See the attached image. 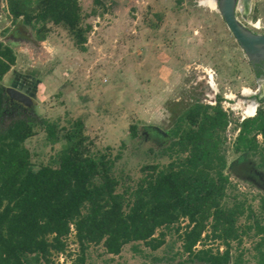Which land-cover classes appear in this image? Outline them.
<instances>
[{"label":"rangeland","instance_id":"1","mask_svg":"<svg viewBox=\"0 0 264 264\" xmlns=\"http://www.w3.org/2000/svg\"><path fill=\"white\" fill-rule=\"evenodd\" d=\"M99 2L77 0L81 26L90 25L84 49L79 50L62 26L50 23L42 40L35 39L29 26L18 30L21 40L18 35L17 39L12 37L9 30L14 24L5 0H0V41L15 54V62L0 84L23 89L35 100L23 106L31 108L37 117L55 121L59 137L70 128V122L79 120L90 151L109 153L111 157L119 154L112 167L119 193L134 187L143 175V166L155 164L161 168L176 157L174 153L168 156L166 148L179 113L193 104L207 106L208 113L216 107L222 109L226 94L229 105L239 109L231 111L226 107L232 114V130H218V148L225 159L223 174L227 177L221 204L229 207L241 203L244 209L235 221L240 234L228 241V264L234 260L237 264H254V246L264 236V141L256 133L255 148L241 152L243 143L236 140V129L241 128L240 109L249 98L244 90L252 92L257 88L246 56L216 7L205 0ZM241 12L238 5L236 17L247 28L264 33V0H250L247 13ZM211 89L217 91L213 93ZM129 126H134L135 136ZM250 129L247 139L254 132ZM34 130L35 134L24 141L31 167L55 166L56 154L65 140L50 143L40 127ZM250 168L260 172L261 178L250 176ZM248 210L251 215L246 217ZM254 221L263 231L256 234L251 228L243 233V227ZM209 222L208 219L193 248L221 252L226 246L211 237ZM186 224L185 218H179L156 229L154 236L162 232L163 243L153 250L137 241L124 244L117 254H109L100 243H89L84 249V264H204L191 259L182 249L181 235L189 228ZM64 240V250L51 254L54 263L68 264L77 252L73 232ZM132 245L139 251H133Z\"/></svg>","mask_w":264,"mask_h":264},{"label":"trees","instance_id":"2","mask_svg":"<svg viewBox=\"0 0 264 264\" xmlns=\"http://www.w3.org/2000/svg\"><path fill=\"white\" fill-rule=\"evenodd\" d=\"M92 1L100 4L99 0ZM5 8L13 24L20 21L17 30L31 27L36 40L44 39L50 23L62 26L74 46L84 49L90 25L81 26L77 0H5ZM14 62L12 48L0 41V80ZM14 108L17 111L13 112ZM29 109L12 102L0 84V264H58L51 260V254L64 250L70 231L77 252L68 264H84V249L89 243H100L109 254H117L124 244L137 241L153 250L163 243L162 232L154 236L156 229L179 218L187 220L189 228L181 235L182 249L191 259L228 264V241L238 238L235 221L244 209L241 203L229 207L221 204L227 177L223 174L225 159L218 148V130H225L227 116L220 108L208 113L207 106L193 104L179 113L166 148L168 156L174 153L176 157L161 168L143 166V175L134 187L120 193L115 190L118 179L112 172L119 154L111 157L90 151L79 120L70 122V128L59 137L55 121L37 117ZM183 123L187 127H182ZM238 123L241 128L236 140L243 143L241 152L250 151L256 146V133L264 141V103L255 115ZM35 127L44 131L50 143L65 140L56 154L55 166L31 167L24 141L35 134ZM250 128L254 132L247 139ZM129 129L135 136L134 126ZM261 153L263 161L264 147ZM250 215L248 210L246 217ZM208 219L211 237L226 246L221 252L193 248ZM251 228L256 234L263 231L254 221L242 232ZM131 248L139 251L135 245ZM254 250V264H264V236Z\"/></svg>","mask_w":264,"mask_h":264},{"label":"water","instance_id":"3","mask_svg":"<svg viewBox=\"0 0 264 264\" xmlns=\"http://www.w3.org/2000/svg\"><path fill=\"white\" fill-rule=\"evenodd\" d=\"M240 3H243L241 4L243 10L244 5L250 3V0H214L216 10L222 21L243 51L248 62H257L259 59H264V33L250 30L236 17L237 6ZM241 13L243 14L244 12ZM19 23L20 21L16 22L9 30V35H12L14 38H16ZM5 92L9 97L24 105L33 103L32 98L19 89L6 87Z\"/></svg>","mask_w":264,"mask_h":264},{"label":"flooded vegetation","instance_id":"4","mask_svg":"<svg viewBox=\"0 0 264 264\" xmlns=\"http://www.w3.org/2000/svg\"><path fill=\"white\" fill-rule=\"evenodd\" d=\"M244 13H247V11H245ZM16 35H18L17 38H20V40L23 38L18 34V32H16ZM249 64L252 67V70L254 71L255 79L257 82V88L254 91H257V89H258V91L256 93H251V94L245 95V96L249 97L248 99H246L245 102H248L247 104L252 103L251 100H253L255 102L254 103V115H255L256 110L258 108H263V103H264V59H259L257 62H253V63L249 62ZM216 91H217V89H216ZM212 97H214V96L211 95L210 98H212ZM216 99H217V97L215 98V100ZM240 102H242L241 104H243L244 101H240ZM250 170L252 172V173H250L251 174L250 176H252L254 174V175L258 176L259 178H261L260 172L255 171L253 168H250ZM249 179H251V177H249Z\"/></svg>","mask_w":264,"mask_h":264},{"label":"built area","instance_id":"5","mask_svg":"<svg viewBox=\"0 0 264 264\" xmlns=\"http://www.w3.org/2000/svg\"><path fill=\"white\" fill-rule=\"evenodd\" d=\"M210 85V84H209ZM210 87H211V85H210ZM212 88V87H211ZM213 91V90H212ZM213 93H215V91H213ZM223 99H224V105L222 106V111L223 112H225V114H226V116H227V124H226V132H228L229 130H232V128H230L231 127V124H230V120H229V118L230 117H232V114L231 113H229V112H227V110H226V107H228L231 111H235L236 109H239V107L238 106H236V105H232V106H230L229 105V102H228V100H229V97L226 95V94H224L223 95ZM228 99V100H227ZM215 102L213 101L212 102V104H214ZM248 107V104H246L245 106H243V108L244 109H240L241 110V113H240V117H239V122H241L243 119H245V118H248V117H252L253 115H254V109H253V113L251 114V115H248L246 112H245V108H247ZM236 131L238 132L239 131V128H237L236 129Z\"/></svg>","mask_w":264,"mask_h":264},{"label":"bare ground","instance_id":"6","mask_svg":"<svg viewBox=\"0 0 264 264\" xmlns=\"http://www.w3.org/2000/svg\"><path fill=\"white\" fill-rule=\"evenodd\" d=\"M205 2H207L209 5H211V6H215V4H214V0H205ZM241 4H243V3H240L239 5H241ZM245 7H244V9L242 10V12H245V11H248L249 10V7H250V3H246L245 5H244ZM237 8H238V6H237ZM241 9H242V6H241ZM209 77H210V80L212 79V75H211V73H209ZM212 81V80H211ZM244 93L245 94H249V93H252L250 90H244ZM254 93H256V92H254ZM254 101H252V103H251V105L249 106V108L250 109H248V111H245L248 115H251L252 113H253V109H254ZM257 106V105H256Z\"/></svg>","mask_w":264,"mask_h":264},{"label":"crops","instance_id":"7","mask_svg":"<svg viewBox=\"0 0 264 264\" xmlns=\"http://www.w3.org/2000/svg\"><path fill=\"white\" fill-rule=\"evenodd\" d=\"M3 87H6V86H3ZM23 90V89H22ZM21 90V91H22ZM257 91H258V89H257ZM257 91H254V92H257ZM24 92V91H23ZM253 91H252V93H254ZM251 94V93H250ZM32 100H33V103L35 102V100L32 98Z\"/></svg>","mask_w":264,"mask_h":264}]
</instances>
